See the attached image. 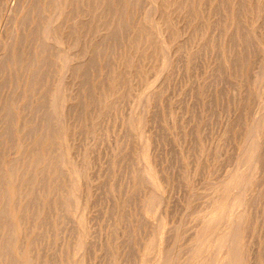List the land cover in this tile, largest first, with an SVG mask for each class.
Returning a JSON list of instances; mask_svg holds the SVG:
<instances>
[{"label": "rangeland", "instance_id": "374dc122", "mask_svg": "<svg viewBox=\"0 0 264 264\" xmlns=\"http://www.w3.org/2000/svg\"><path fill=\"white\" fill-rule=\"evenodd\" d=\"M0 264H264V0H0Z\"/></svg>", "mask_w": 264, "mask_h": 264}]
</instances>
